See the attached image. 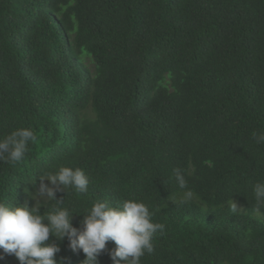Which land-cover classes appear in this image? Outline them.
Returning <instances> with one entry per match:
<instances>
[{
	"label": "trees",
	"instance_id": "16d2710c",
	"mask_svg": "<svg viewBox=\"0 0 264 264\" xmlns=\"http://www.w3.org/2000/svg\"><path fill=\"white\" fill-rule=\"evenodd\" d=\"M191 50L226 93L186 121L169 79L201 80L168 72ZM242 66L264 71V0H0V264H264V83L225 81ZM132 162L145 188L115 189Z\"/></svg>",
	"mask_w": 264,
	"mask_h": 264
},
{
	"label": "clouds",
	"instance_id": "9594fccd",
	"mask_svg": "<svg viewBox=\"0 0 264 264\" xmlns=\"http://www.w3.org/2000/svg\"><path fill=\"white\" fill-rule=\"evenodd\" d=\"M91 3H94V1H92ZM91 3H89L88 5H90ZM108 13L109 12L97 13V15L94 16H99L101 18L103 15ZM182 58L183 60L180 63L177 64L170 63L168 77L171 72H175L177 70H185L196 74L201 80V85L191 84L184 80L174 81L169 79L170 85L171 86L175 85V86L174 89L171 88L168 93L169 101H168L167 112L173 116L180 117L186 121L188 120L195 121L197 114L201 110V108L207 105L208 103H210L211 90L205 91L203 89V85L211 87L212 90L218 89L220 97H223L226 91H225V87L223 88V90H220L217 87L216 82H221V81L217 78L215 72L209 69L207 62L204 58H202L192 50L187 51L186 54L182 56ZM253 74H262L264 76V71H255L242 66L239 69L231 71L225 81H241L242 83L248 86H257L264 83V80L262 82L254 81ZM207 81L209 82L207 83ZM112 149L116 150V147L113 145ZM227 158L229 157L227 156ZM123 184H128L132 188H137V189L145 188V186L143 185L141 172L135 162H132L129 165V167L126 170V173L123 175L122 179L118 182L115 189ZM185 193L188 192L184 191L182 194V198ZM189 194H191V192H189ZM196 201H200L202 204V200L196 198ZM142 206L145 207L148 206L147 195L136 201V203L133 204L132 209L141 211ZM195 206H196V202H195ZM207 206H208L207 203L204 204L203 205L204 209H206L205 207ZM102 207L104 208V210H106L109 213H113L114 211V208L111 206L108 198L102 203ZM123 239L127 242L133 243V241H131L127 236H123ZM96 240H99L98 235L96 237ZM121 244L125 246L124 241H121ZM131 257L132 256L130 255H126L127 259L124 258L122 260H129V263L132 264V260L130 259ZM89 263L92 262L89 261Z\"/></svg>",
	"mask_w": 264,
	"mask_h": 264
}]
</instances>
